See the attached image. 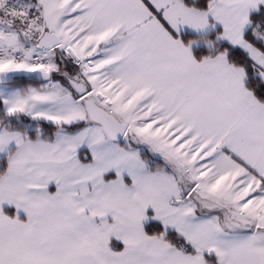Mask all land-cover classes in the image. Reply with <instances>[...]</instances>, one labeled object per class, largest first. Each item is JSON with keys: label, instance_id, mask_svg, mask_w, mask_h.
Returning a JSON list of instances; mask_svg holds the SVG:
<instances>
[{"label": "snow or ice", "instance_id": "1", "mask_svg": "<svg viewBox=\"0 0 264 264\" xmlns=\"http://www.w3.org/2000/svg\"><path fill=\"white\" fill-rule=\"evenodd\" d=\"M0 264H264V0H0Z\"/></svg>", "mask_w": 264, "mask_h": 264}]
</instances>
